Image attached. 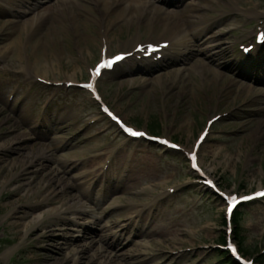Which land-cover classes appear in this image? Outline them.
Here are the masks:
<instances>
[{
  "label": "rangeland",
  "instance_id": "1",
  "mask_svg": "<svg viewBox=\"0 0 264 264\" xmlns=\"http://www.w3.org/2000/svg\"><path fill=\"white\" fill-rule=\"evenodd\" d=\"M237 2L246 5L250 0ZM215 4V9L224 7L222 3ZM123 5L127 4L124 2ZM88 8L86 5L82 11L76 10L80 17L75 21L76 29L71 28L74 26L72 22L65 24V28L60 27L53 13L49 18L53 24L48 22L50 25L45 29L41 42L28 44L27 48L23 46L22 50L11 48L13 52L7 58L8 64L16 71L25 67L31 73L39 72H35L36 76L41 75L40 78L55 83L59 82L58 79L66 80L71 76L79 81L87 80L89 68L101 54V40L107 36L105 34H108L109 45L113 49L119 46V39L132 35L138 37L135 24H124V18L115 21L118 8L108 14L107 25L99 23L98 10H91V13L86 10ZM173 13L176 14V11ZM61 16L66 22L69 21L67 11H61ZM7 18V13L0 6V34L4 33L3 36L16 30L12 29L13 25L8 23ZM231 23H239L238 18L229 20L228 25ZM4 24L10 27L4 29ZM145 27L141 31L143 36L147 32ZM225 35L233 37L230 32ZM3 47L0 45V54L6 51H3ZM4 58L2 55L0 60ZM33 63L38 67L35 68ZM220 69L221 75L217 77L213 72L209 73L210 70L206 75L184 72L180 78L174 72L171 73L173 80L168 79L167 75L166 79L167 73H162L165 78L157 84L154 79L161 74L140 78L141 74L128 76L127 71L125 73L123 70L121 74L117 72L105 77L100 86L105 100L115 107L125 121L145 127L151 133L165 134L179 142L185 150L191 149L207 120L220 115L201 145V165L225 191H254L264 187V97L256 100L253 88L244 89L243 82L226 74L224 68ZM234 76L244 81L241 75ZM26 77L32 81V77ZM84 95L81 92L73 93V102L78 105L70 114L74 121L79 120L77 129L93 132L94 127H98L95 122H100L94 120L100 113L86 104L85 100H89V97ZM12 115V112H5L0 107V264H87L88 257L93 260L90 253L95 246L87 251L88 257H83L82 263L73 260L77 256L70 249L71 244L81 243V239L73 218L59 211L61 206L72 205L76 200L70 202L68 196L61 195V191L66 189L65 192H70L67 184L70 182L77 183L81 190L82 180L78 178L75 182L74 178L80 176L85 168L86 171L89 169L88 162L95 158V148L105 143L115 145L120 141L128 148L125 155H117L116 162L132 154L137 157L134 165L144 169L145 175L129 181L125 195L119 197L122 205L116 214H126L129 203L146 202L154 199V194L171 189L166 198L171 205L164 202L169 223L162 227L160 233L149 237V243L154 244V248L163 249L171 264H223L218 254H221L220 238L227 236V227L222 222L225 205L204 188L198 190L199 194L192 190L193 184H199L195 182L198 178L187 159L178 158L184 155L183 151L168 156L163 148L153 147L152 144L126 141L119 137L117 128L107 131L109 124L105 122L100 128L106 127L104 140L91 141L66 152H69L71 160H80L67 168L70 170L78 165L72 171V178H59L58 161L51 157L50 161L46 160V168L39 173L36 167L40 161L31 170L27 168L46 151L27 139L22 140L25 139L23 129ZM74 131L75 127L65 130L64 135ZM154 151L161 154L160 159L154 157ZM164 160L167 161L164 163ZM137 185L140 189L136 188ZM57 210L61 214L56 212V215ZM238 221L240 228L237 229L236 238L244 255L254 258L256 264H264V201L244 210ZM170 229L173 231L170 232ZM67 236L69 243L64 242ZM181 254L184 256L180 258ZM210 257L211 260L208 259Z\"/></svg>",
  "mask_w": 264,
  "mask_h": 264
},
{
  "label": "bare ground",
  "instance_id": "2",
  "mask_svg": "<svg viewBox=\"0 0 264 264\" xmlns=\"http://www.w3.org/2000/svg\"><path fill=\"white\" fill-rule=\"evenodd\" d=\"M123 1H125V0H123ZM122 0H98V1H94V3L96 4V10H98L99 12H100V20H99V23L101 24V25H107V23H108V20H107V17H108V14H109V12H112L115 8H117V7H119V6H121V5H123L124 4V2H123ZM128 4L127 5H123V10L121 11V12H119V14L117 15V17H116V20L115 21H117V19H119L120 21H122V19L124 18V24H127V25H132V24H136V25H140V23H141V27H143V26H146L145 28H147V27H149V23L150 24H152L149 20H148V22H145V21H141L140 23L138 22V20H140V14L138 13V12H140V13H147V11H148V9L147 8H142V7H139V6H141V4L140 3H138L137 4V6H134V3L132 2V0L131 1H128L127 2ZM206 3V6L207 7H211V5H213V1H211V0H208V2H205ZM94 10V9H93ZM192 11V10H191ZM190 11V12H191ZM190 12L186 15V14H183V15H181V16H179L177 13L175 14V13H173V14H171V17H170V25L168 26V27H166L165 26V20H166V18L167 17H169V16H166V15H164V14H162L161 13V11L159 10V9H156V10H154L153 11V16L155 17V18H158L156 21H154V22H156L157 24H158V26L163 30V33H162V35H164L165 34V32H166V34H168V36L170 37V38H172V39H176V42L177 43H186L187 42V37H186V29H185V25L186 26H191V29H194L195 28V24H194V22H193V20L191 19V14H190ZM118 13V12H117ZM126 13V14H125ZM127 14L129 15V16H127ZM115 16V15H114ZM69 20V19H68ZM113 21V20H112ZM79 22V21H78ZM81 23V22H80ZM115 23V22H114ZM162 23V24H161ZM65 24L66 23H61L60 25L62 26V27H64L65 28ZM72 25H74L73 27H71V28H73V29H76V26H75V23H72ZM156 27L157 26H155L154 25V29L156 30ZM166 29V30H165ZM105 35H107V34H105ZM137 39H138V37H131V38H129L126 42H124L125 43V45H128V44H132V43H134L135 45L134 46H136V44H137ZM132 40V41H131ZM102 41H104V42H107L108 41V37L107 36H104L103 38H102ZM111 41V40H110ZM185 45V44H184ZM184 45H182V46H184ZM133 46V47H134ZM179 47H181V46H179ZM178 47V48H179ZM13 50V49H12ZM19 52V51H18ZM134 55H137V53H135ZM19 56V55H18ZM200 68V67H199ZM195 70H200V69H198V68H196ZM174 72H175V76H176V71H168V73L167 74H165V77H166V79H167V76H169L168 77V79H172L173 80V75L172 74H174ZM201 72H206L204 69H202L201 70ZM213 73H214V75L217 77V76H219V75H221V73H219V71L218 70H213L212 71ZM172 73V74H171ZM206 74H209V73H207L206 72ZM167 75V76H166ZM163 74H161V75H158L154 80H155V82H156V84H157V82H159L160 80H164L163 79ZM164 77V78H165ZM177 77V76H176ZM178 78V77H177ZM157 79V80H156ZM73 80V79H72ZM175 81V80H174ZM147 83V82H146ZM40 156V158H38L35 162H34V164H32L33 162H31L30 164L31 165H29L27 168H29V170H31L32 169V167L33 166H36V163L37 162H41V163H39L38 165H37V167H36V170H39V169H41L40 171H42V170H44L45 168H46V161L44 160V159H48V156H49V154L48 153H45V152H43L42 154H40L39 155ZM52 159V158H51ZM49 161H50V159H49ZM27 168H25V169H27ZM35 170V169H34ZM29 172V171H28ZM27 173V172H26ZM25 173V174H26ZM33 173V172H32ZM31 173V174H32ZM44 173V172H43ZM206 173H207V171H206ZM35 174V173H34ZM37 174V173H36ZM42 176H43V174H42ZM49 185V184H48ZM50 186V185H49ZM52 186V185H51ZM39 205V204H38ZM37 205V206H38ZM43 206V205H42ZM39 207V206H38ZM37 207V208H38ZM41 207V206H40ZM69 208H73V211H74V213H81V212H83V211H86V209L85 208H81V207H69ZM59 210H57V211H55V212H58ZM171 231H173V230H171ZM175 231V230H174ZM174 233V232H173ZM168 242V241H167ZM170 243H168V245H169ZM170 245H173V244H170ZM74 252V251H73ZM93 257V256H92ZM81 258H82V256H77V257H74L73 258V260H74V262H81ZM82 263V262H81ZM86 264V263H85Z\"/></svg>",
  "mask_w": 264,
  "mask_h": 264
},
{
  "label": "snow or ice",
  "instance_id": "3",
  "mask_svg": "<svg viewBox=\"0 0 264 264\" xmlns=\"http://www.w3.org/2000/svg\"><path fill=\"white\" fill-rule=\"evenodd\" d=\"M262 39H264V38H262ZM121 58L122 57H116L115 60H119ZM114 62H115L114 60H109V61L105 62L104 64H101L97 68L95 75H99L100 74V70L102 68H110ZM87 87L91 88L92 85L89 84V85H87ZM126 131L131 136H134V137L143 136L144 135V133H141V132H138V131H134L131 128H127ZM164 143L166 144L167 141H164ZM173 147H175V146H173ZM193 160H195V157H193ZM193 166L195 167V164ZM208 183H211V181H208ZM257 195L258 196H264V193H257ZM241 199H243V200H250V199H252V197H243ZM227 200H228V203H229L228 213L231 214L232 211H233V208L236 207V205L240 202V200H238L237 197H235V196L227 197ZM231 251H232V254L233 255H236L237 249L235 247H232L231 248ZM245 264H251V262H245Z\"/></svg>",
  "mask_w": 264,
  "mask_h": 264
}]
</instances>
